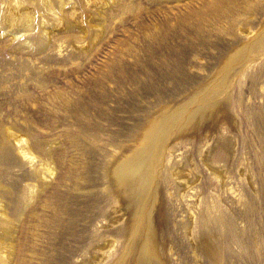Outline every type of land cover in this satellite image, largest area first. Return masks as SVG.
<instances>
[{"label": "rangeland", "instance_id": "obj_1", "mask_svg": "<svg viewBox=\"0 0 264 264\" xmlns=\"http://www.w3.org/2000/svg\"><path fill=\"white\" fill-rule=\"evenodd\" d=\"M21 1L36 28L14 38L0 16V240L11 244V264H117L133 200L112 166L149 119L190 95L186 114L203 106L207 114L166 140L155 198L134 231L141 242L123 262L141 264L155 240L151 255L164 264H264V0L219 8L216 0H118L102 9L65 0L62 10L53 0L67 26L50 24L49 36L39 19L54 22L53 14ZM254 38L244 65L219 69ZM214 76L226 82L216 104L204 94L221 87ZM89 88L94 100L82 98Z\"/></svg>", "mask_w": 264, "mask_h": 264}, {"label": "bare ground", "instance_id": "obj_2", "mask_svg": "<svg viewBox=\"0 0 264 264\" xmlns=\"http://www.w3.org/2000/svg\"><path fill=\"white\" fill-rule=\"evenodd\" d=\"M58 1H60V6H59L60 8L59 9L62 10V6H63L65 0H58ZM69 1H71V4H72L71 6L74 7L75 4L72 2V0H69ZM83 1L88 2V3L91 2L90 4L94 5L95 8L102 9V8H105L108 6L110 7L111 4L112 5L115 3L117 4L120 0L119 1L118 0H83ZM223 1L224 0H216V1H213L211 5H213L214 8L215 7L219 8L222 6ZM7 2L9 4V6H7L6 8H4L5 4H4V6H2L4 9L0 13V16L2 17L1 19H3L1 21L2 22L5 21L7 23V26L9 28L8 31H10L9 33L12 34L11 37H14V38L15 37L16 38L22 37L24 34L26 35V31L32 30L33 27L35 26V22L33 20L34 10L30 5H28L27 3H24V1H21V0H7ZM124 6L126 7V5H124ZM35 8L37 10H40L43 14L44 13L45 14L46 13L47 14H50V13L53 14L52 18H54L53 19L54 22H47L46 20H48V19L46 18V20H45L41 16L39 19L40 23L42 24L41 28L44 31V32L43 31L42 32L47 34V36H49L50 24H53L52 26H58V25L61 26V23H62L63 28H65L67 26V24L64 25V20L66 19L68 14L63 15V16L58 15L57 11L55 10L53 0H38V3H35ZM48 16L49 15H47V17ZM1 26H2V24H1ZM5 26L6 25H4V27ZM34 28H36V27H34ZM31 34H32V32H31ZM259 35H261V34H259ZM262 37L264 38V34ZM257 40H258V38L257 39L254 38V39L250 40V42L243 44V46L237 47L233 52L229 53L227 55V57L225 58L224 62L222 63L223 65L221 64L222 67H220L219 69L223 70L224 67H227L229 64H230V66L234 65L238 61L239 62L241 61V63L247 61L246 59H248V57L251 56L253 51L256 49ZM159 44H162L161 40H159ZM242 65H244V63L241 65L239 64L237 67L240 68ZM218 73H220V72H218ZM221 74H223V73L221 72ZM212 79H213V81L211 80L212 82L210 84H212V83L214 84V81L217 79V77L212 78ZM217 80L218 81L216 82V84L220 85L219 83L222 79L219 77ZM225 83L223 82L222 85H220L221 87L219 86L220 87L219 89H214L215 87L212 85H210V86H212L210 88L208 86V89L206 90V92L205 93L203 92L206 97H209L208 98L209 101H207V102H210L212 100V103L214 102L213 104H216L214 99H212V98L215 96L218 97L219 95H221V93H223L224 88H226V87H224ZM211 92H213V96H211V94H212ZM96 96H97V92L93 88L86 89L82 93L83 99L87 97L89 100H94L91 98L92 97L96 98ZM194 97H196V96H194ZM199 97H202V96H199ZM83 99H81V100H83ZM192 99L195 100L190 95L189 100H186V101L181 102V103L179 102V104L175 105L173 107V109H172V107H170V108L168 107V109L164 110V111L162 109H160L161 112L159 114H156L152 118L151 121H150V119L148 120L150 123L143 130L142 134H140L139 139H138V143H136L133 147L131 146L132 148L129 151H127L125 154L122 153L123 155L121 154L122 156L117 158L116 162L112 166L111 174L113 175L114 180L117 182L118 185L122 186L125 194L127 195L126 198H130L131 200H133V206H132L133 208L131 207L132 211L130 214L133 217V219H132V227H131V230L129 231V240L127 242V246H126V250L124 252V255L122 257H120L121 260L118 261L117 264H124V262L128 258L127 255L132 254V252L136 253L138 250L137 247L139 246L141 239L138 237L139 238V243H138V238L134 237L135 236L134 231L136 228L137 229L140 228L139 226H137V224L141 223V221H143L142 218L139 217L140 210L143 207L150 206L153 202V198H155L154 189L152 190L151 187L153 186L152 185L153 181L157 177L155 175V173H156L155 171L157 169L156 168L157 163H158V161H160V156H161V153L163 152L164 145H166L165 144L166 140L169 139L172 134L178 132V130L186 128L190 123L202 120V117H204V115L207 114L205 107L203 106L204 108L198 107L199 110L198 109L194 110L193 108H190L192 110H191V112L187 113L188 114L187 115L186 110L189 109V106H190L189 103H190V100H192ZM217 100H219V99H217ZM82 102H84V103H82ZM200 102H202V101H200ZM81 103H82L83 108L87 104V102L84 100L81 101ZM76 104L80 105L79 102H77ZM213 104L208 103L206 107L209 109L211 107L212 108L216 107ZM78 105H76V106H78ZM93 105H95V104H93ZM203 105H204V103H203ZM209 105H212V106H209ZM197 106H198V104H197ZM179 120H181L180 124H178ZM3 134L13 135L15 138L17 137V134L15 132H13L12 130H9V128L5 129ZM1 137L4 138V136H1ZM5 139H7V137ZM5 139H4V141H5ZM2 149L4 150L3 147H2ZM7 150H8V147H7ZM1 152H2V150H1ZM22 152H24L27 155L33 154V152L31 151L28 144H25L22 147ZM38 164H39L41 169H46L49 173L53 172V170H52V168L48 162L42 160ZM37 168H39V167H37ZM40 168L37 170L38 176L40 175L41 178L42 177L46 178L44 173H42V171L40 172ZM148 192H151L150 195L153 194V197L148 196L147 195ZM153 205H154V203H153ZM1 212H2V214L6 213L5 211H2V210H1ZM146 212H147V209L145 208L144 215H146ZM144 215H142V217H144ZM1 218H3V217H1ZM1 218H0V226L3 224V221H4V220H1ZM138 218H139V221H138ZM5 221H7L6 218H5ZM7 223H6V225H7ZM143 224H144V222H143ZM1 227H3V225ZM4 227H5V224H4ZM148 227H149V225H148ZM6 229H7V227H6ZM147 236H148V238L151 237V235H150V237H149V235H147ZM152 239H154V238H152ZM146 240H148V239L146 238ZM153 241H155V240L150 241V245H149L150 248L147 247L145 249V247L147 246V245H145V247H144L145 250L143 252L141 251L142 253L140 252L142 254L140 256L141 260L139 259L141 261V264H158V263L164 264L163 260H161L159 258L160 261H158V260H156V258L154 259L155 256L153 257L151 255L154 252H156L154 250V246L152 245L154 243ZM5 242H3V240L2 241L0 240V264H11L12 263V251H10V250H12L11 244H7V242L6 243ZM141 248H143V247L141 246ZM155 254H157V253H154L153 255H155ZM159 255H160V253H159ZM158 257H160V256H158ZM13 261H14V259H13Z\"/></svg>", "mask_w": 264, "mask_h": 264}]
</instances>
